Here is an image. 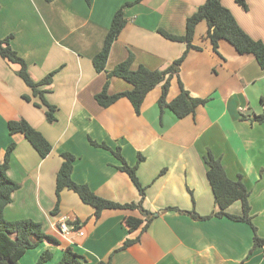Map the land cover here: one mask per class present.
<instances>
[{"label":"crops","instance_id":"0c3cea01","mask_svg":"<svg viewBox=\"0 0 264 264\" xmlns=\"http://www.w3.org/2000/svg\"><path fill=\"white\" fill-rule=\"evenodd\" d=\"M127 1L0 0V39L10 37L32 79L57 71L52 83L43 86L49 90L46 100L57 107L55 120L49 122L41 97L18 75L20 64L0 55V163L15 143L8 175L19 183L5 217L40 222L58 240L28 249L20 264H36L47 250L53 256L44 264H57L67 247L85 256L82 264H264V247L253 248L249 223L209 216L219 205L205 158L211 152L221 159L230 178L241 177L250 191L253 224L264 238V121L251 120L263 111L264 68L253 54L239 53L227 40L220 41L216 52L208 24L201 21L194 37L200 49L188 52L179 73L192 96L211 98L195 114L177 118L169 108L161 114L160 85L148 93L139 114L126 97L103 107L96 95L107 72L131 53L133 69L141 64L154 70L168 68L187 46L165 38L158 29L184 35L188 17L205 2L141 0L126 7L127 24L112 46L106 70L97 72L93 58ZM221 1L248 34L264 42V0H245L247 7L236 0ZM131 88L120 77L110 80L111 94ZM179 91L176 76L168 100ZM22 119L50 142L47 156H41L23 133L11 132L10 121ZM93 141L119 147L127 162L137 166L143 198L113 151ZM63 153L74 155L72 179L77 183L115 202L142 200L143 208L154 215L148 227L142 231L146 213L139 208L104 209L97 217L95 208L74 190L65 187L58 192ZM227 211L241 215V201ZM126 216L144 223L130 231ZM64 219L68 232L61 229ZM129 240L133 242L125 246Z\"/></svg>","mask_w":264,"mask_h":264},{"label":"trees","instance_id":"16d2710c","mask_svg":"<svg viewBox=\"0 0 264 264\" xmlns=\"http://www.w3.org/2000/svg\"><path fill=\"white\" fill-rule=\"evenodd\" d=\"M52 1V0H47ZM141 0L127 1L116 12L112 24L106 34L104 45L102 49L93 58V64L97 72L106 70L107 61L110 51L114 42L118 39L121 32L127 24L125 16V9L128 6L139 3ZM236 2L243 7H247L245 0H236ZM201 21H206L208 24V37L212 42L213 48L216 52L219 49V43L222 39L230 42L236 50L241 54H253L259 65L264 68V42L256 39L248 34L238 23L232 11L222 4L221 0H205L198 9L188 17L186 23V32L184 35L173 34L163 28H159L158 32L165 38L186 43V50L184 53L175 59L172 64L165 70H154L141 64L136 69L132 68L134 56L131 53L129 57L118 63L111 71L107 72V80L103 89L96 95L98 103L103 107H108L122 97L128 98L136 111L141 112L142 104L148 93L157 87L161 86L162 92L158 99V105L161 114L165 108H169L177 118H184L190 114H195L200 105H205L211 98L210 97H194L185 88L184 84L179 78L181 65L185 60L188 52L191 49H200L199 46L194 44V37L196 27ZM0 55L11 62L19 63L20 69L18 75L30 86L34 95H39L42 99L46 109V117L49 122L55 120V112L57 107L49 103L45 98V93L49 90L43 87L49 85L53 81L54 74L57 72L52 71L41 80L35 81L32 79L28 65L24 58H22L10 45V37L0 39ZM179 79V94L172 99L168 100V94L171 86V81L174 77ZM112 77H120L130 84V90L120 91L111 94L109 92L110 80ZM43 87V88H41ZM24 98L31 100V96L24 95ZM261 105L263 111L260 114H255L251 120L259 122L264 121V97L261 98ZM11 132H21L38 150L41 156H47L51 150L52 145L44 137V135L35 127H33L25 119L12 120L9 123ZM110 149L121 161L120 169L127 172L132 181L137 185L142 198L145 194V188L142 186L137 175V166L130 165L126 158L121 153L120 148L113 149L107 143L92 142ZM15 147V143L8 146L6 158L3 163H0V264H20V258L26 253L28 249L36 247L41 241L58 242L57 238L53 235L47 234L40 222L31 219L21 220H8L5 217V208L12 201L14 191L19 188V183L13 180L8 175L10 155ZM64 161L60 167L57 177V191L60 192L63 188H69L79 194L83 202L95 208L96 216L99 217L104 209H126V208H139L143 213H146V222L142 228L144 231L151 222L154 215L147 211L140 202L119 203L96 194L87 184L77 183L72 179L74 155L71 153H63ZM208 164L207 176L212 187L215 200L219 205L218 211H214L211 215L219 217L227 216L233 220H241L249 223L254 231L253 248L264 247V238L259 236L257 228L253 224L250 215V191L242 181L241 177L232 179L228 176L226 169L220 158L215 157L211 152L205 157ZM141 160V158H140ZM240 200L242 203L243 213L236 215L229 213L227 208L235 201ZM184 211V210H181ZM192 217L202 218L195 211H186ZM205 216L203 218L209 217ZM125 222L130 231L138 229L144 223V219L126 216ZM133 241L129 240L125 246ZM51 251H44L39 257L36 264H44L52 258ZM85 256L79 254L73 247H67L63 256L57 264H82ZM97 264H109L106 262H99Z\"/></svg>","mask_w":264,"mask_h":264},{"label":"built area","instance_id":"2783aa9c","mask_svg":"<svg viewBox=\"0 0 264 264\" xmlns=\"http://www.w3.org/2000/svg\"><path fill=\"white\" fill-rule=\"evenodd\" d=\"M61 229H62V232H68L69 231V228L67 226V223L65 222V219L62 222ZM81 234H83V232H81Z\"/></svg>","mask_w":264,"mask_h":264}]
</instances>
